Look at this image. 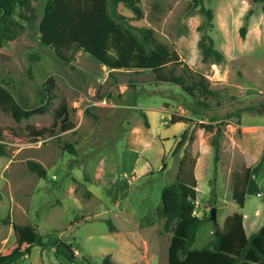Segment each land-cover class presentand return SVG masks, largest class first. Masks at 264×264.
Here are the masks:
<instances>
[{
    "label": "rangeland",
    "instance_id": "obj_1",
    "mask_svg": "<svg viewBox=\"0 0 264 264\" xmlns=\"http://www.w3.org/2000/svg\"><path fill=\"white\" fill-rule=\"evenodd\" d=\"M204 1L213 12L210 22L192 0H141L144 17L131 22L153 27L206 75L215 90L208 105L176 85L156 83L150 70L112 71L83 50L63 62L39 40L45 0L34 3L36 21L4 41L0 83L15 99L29 108L40 105L49 77L56 96L46 112L21 121L0 107V141L7 144L0 156V261L30 246L18 264H102L107 254L118 264H171L172 239L183 243L187 225L213 208L221 228L235 212L246 213L249 234L255 222L264 223L263 163L255 165L264 153V1ZM119 9L133 16L123 4ZM204 31L223 54L219 64L202 61ZM63 100L71 127L34 140L26 126L51 125ZM172 114L191 121L172 124ZM29 160L40 162L47 178L31 171ZM248 169L254 176L241 207L235 189ZM177 175L196 207L167 231L157 207L164 201L167 212L176 208L174 197L162 191ZM214 231L213 220L201 225L193 248H202Z\"/></svg>",
    "mask_w": 264,
    "mask_h": 264
},
{
    "label": "trees",
    "instance_id": "obj_2",
    "mask_svg": "<svg viewBox=\"0 0 264 264\" xmlns=\"http://www.w3.org/2000/svg\"><path fill=\"white\" fill-rule=\"evenodd\" d=\"M38 0H0V48L5 40H14L20 31L34 23L37 18L35 2ZM264 1V0H254ZM123 4L130 9L133 16L120 11ZM191 7L205 14L208 22L213 12L206 7L204 0H192ZM144 17L141 0H45L38 21L39 40L50 47L55 55L65 63H70L77 51L83 50L97 62L110 70L135 69L150 70L156 83L176 85L190 96L196 103L208 105L205 99L215 94L210 80L205 74L193 70L183 61L176 49L161 41L151 26H138L132 19ZM246 26L241 27V36L245 35ZM203 62L221 63L222 52L215 47L214 40L205 31L199 40ZM54 77H49L41 93V104L27 107L19 103L13 94L0 83V107L9 110L16 121L29 118L33 114L44 113L50 101L56 96ZM145 124L149 125L146 112H142ZM171 123L189 122L186 115L172 114ZM71 127L70 106L63 100L55 109L54 121L49 126L37 128L27 125L28 134L34 140L58 136ZM180 141L176 149L180 148ZM216 152L219 148V130L212 140ZM6 143L0 141V156L7 154ZM218 154L216 153V159ZM165 165V163H164ZM28 168L41 178H47L46 168L35 160L27 161ZM250 170L245 180L238 182L235 198L244 206V195L249 180ZM236 182V181H235ZM174 197L176 208L166 211L162 201L158 207L160 217H165V229L170 231L174 224L195 210L196 204L185 190V184L179 175L163 188ZM215 202L212 203L214 205ZM212 220L211 212L191 221L187 225V236L183 243L172 239L169 246L171 264H264V225L251 235H247L244 227V215L235 212L226 217L223 227L214 221V236L202 248L194 249L197 231L201 225ZM114 228L111 220L107 221ZM41 246L46 247L42 238H38ZM31 247L17 250L0 261V264H18ZM102 264H118L107 254Z\"/></svg>",
    "mask_w": 264,
    "mask_h": 264
},
{
    "label": "crops",
    "instance_id": "obj_3",
    "mask_svg": "<svg viewBox=\"0 0 264 264\" xmlns=\"http://www.w3.org/2000/svg\"><path fill=\"white\" fill-rule=\"evenodd\" d=\"M263 163V173H264V153H263V155H262V157L260 158V160L255 164V165H257V166H259L260 164H262ZM254 175H253V173H252V169L250 170V175H249V180H251V178L253 177ZM248 180V181H249ZM264 180V179H263ZM263 180H261V182H263ZM258 192H261L262 193V191H258ZM258 192H257V194H258ZM261 196V195H260ZM260 211H257V213H259ZM243 215H244V227H245V230H246V233H247V235H251L252 233H254L255 231H257L261 226H263L264 225V223H262L261 221H258V222H255L254 224H255V226H258L257 227V229H255V231H253L252 233H248L247 232V228H246V222H245V218H246V213H243ZM229 216V215H228ZM226 219V218H225ZM225 222V221H224ZM224 225V224H223Z\"/></svg>",
    "mask_w": 264,
    "mask_h": 264
},
{
    "label": "water",
    "instance_id": "obj_4",
    "mask_svg": "<svg viewBox=\"0 0 264 264\" xmlns=\"http://www.w3.org/2000/svg\"><path fill=\"white\" fill-rule=\"evenodd\" d=\"M211 218L212 220H216V209L215 208L211 210Z\"/></svg>",
    "mask_w": 264,
    "mask_h": 264
},
{
    "label": "built area",
    "instance_id": "obj_5",
    "mask_svg": "<svg viewBox=\"0 0 264 264\" xmlns=\"http://www.w3.org/2000/svg\"><path fill=\"white\" fill-rule=\"evenodd\" d=\"M258 195L260 196V195H262V193L261 192H258Z\"/></svg>",
    "mask_w": 264,
    "mask_h": 264
},
{
    "label": "bare ground",
    "instance_id": "obj_6",
    "mask_svg": "<svg viewBox=\"0 0 264 264\" xmlns=\"http://www.w3.org/2000/svg\"><path fill=\"white\" fill-rule=\"evenodd\" d=\"M134 162V161H133Z\"/></svg>",
    "mask_w": 264,
    "mask_h": 264
}]
</instances>
